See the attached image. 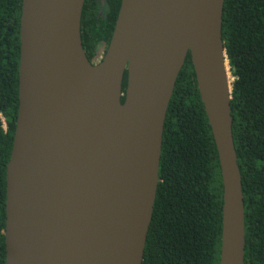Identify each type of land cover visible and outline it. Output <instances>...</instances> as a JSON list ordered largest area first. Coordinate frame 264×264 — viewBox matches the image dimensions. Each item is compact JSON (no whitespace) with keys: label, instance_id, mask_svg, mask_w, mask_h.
Masks as SVG:
<instances>
[{"label":"water","instance_id":"water-1","mask_svg":"<svg viewBox=\"0 0 264 264\" xmlns=\"http://www.w3.org/2000/svg\"><path fill=\"white\" fill-rule=\"evenodd\" d=\"M225 1L122 0L93 65L81 33L86 0H23L6 264H143L167 113L189 55L221 167L220 264H245Z\"/></svg>","mask_w":264,"mask_h":264},{"label":"trees","instance_id":"trees-1","mask_svg":"<svg viewBox=\"0 0 264 264\" xmlns=\"http://www.w3.org/2000/svg\"><path fill=\"white\" fill-rule=\"evenodd\" d=\"M122 0H86L82 41L103 57ZM23 0H0V264H6L7 167L19 110ZM223 38L232 84L233 135L245 199V264H264V0H226ZM103 59V58H102ZM128 73L123 82L126 101ZM223 181L191 56L164 129L160 183L143 264H220Z\"/></svg>","mask_w":264,"mask_h":264},{"label":"flooded vegetation","instance_id":"flooded-vegetation-1","mask_svg":"<svg viewBox=\"0 0 264 264\" xmlns=\"http://www.w3.org/2000/svg\"><path fill=\"white\" fill-rule=\"evenodd\" d=\"M103 58V46L100 45L96 51V56L90 61L93 65H98Z\"/></svg>","mask_w":264,"mask_h":264}]
</instances>
